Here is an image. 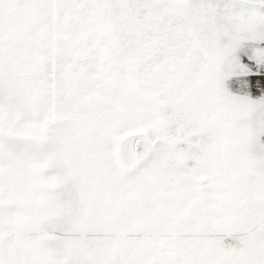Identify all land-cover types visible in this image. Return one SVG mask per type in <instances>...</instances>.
<instances>
[{"label":"snow or ice","instance_id":"6c2138e0","mask_svg":"<svg viewBox=\"0 0 264 264\" xmlns=\"http://www.w3.org/2000/svg\"><path fill=\"white\" fill-rule=\"evenodd\" d=\"M0 264H264V0H0Z\"/></svg>","mask_w":264,"mask_h":264}]
</instances>
